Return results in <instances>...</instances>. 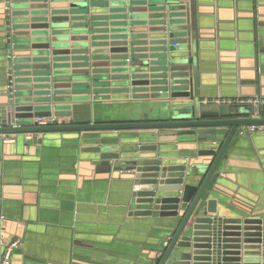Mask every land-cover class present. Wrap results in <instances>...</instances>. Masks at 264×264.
Here are the masks:
<instances>
[{
    "label": "water",
    "instance_id": "obj_1",
    "mask_svg": "<svg viewBox=\"0 0 264 264\" xmlns=\"http://www.w3.org/2000/svg\"><path fill=\"white\" fill-rule=\"evenodd\" d=\"M3 1L7 49L14 50L15 38L32 53L6 58L0 136L60 134L75 140L82 133H113L92 144V152L111 171L127 176L130 216L151 219L157 228L158 242L142 264H264V219L233 203L237 198L230 180L218 170L241 129L264 125V106L205 102L188 59L176 60L184 44L177 37L185 36L191 44L194 0ZM138 6H150L158 14L153 38L160 43L155 60L159 69L154 77L149 57L136 55L139 51L127 34L118 46L95 36L113 10L120 12L125 26L129 21L134 25L142 13ZM14 17L26 21L18 26L10 21ZM177 23L185 26L182 33L176 32ZM17 28L26 30L16 35ZM117 56L124 99H137L134 90L140 87L139 100L157 101L146 108L147 114L132 107L127 113L136 116L133 121L101 124L64 115L60 110L70 95L82 92L88 97L89 77ZM139 58L147 66L136 72L132 61ZM30 81L45 88L31 92ZM50 117L70 118L68 123L33 127L37 119ZM128 132L132 135L124 137Z\"/></svg>",
    "mask_w": 264,
    "mask_h": 264
},
{
    "label": "crops",
    "instance_id": "obj_2",
    "mask_svg": "<svg viewBox=\"0 0 264 264\" xmlns=\"http://www.w3.org/2000/svg\"><path fill=\"white\" fill-rule=\"evenodd\" d=\"M194 3L191 44L185 36L176 35L184 41L176 60L188 59L204 100L218 96L250 98L255 94L264 98V0ZM149 7H135L141 16L134 25L129 21L126 26L120 12L113 10L103 21L104 30H98L95 36L118 46L123 43L119 38L127 34L139 51L135 54L149 57L152 64L148 67L154 77L159 69L155 60L160 43L153 37L159 19ZM4 16V1L0 0V101L6 99V58L32 53L15 38L11 43L14 50L7 49ZM10 21L22 26L20 23L26 20L14 17ZM174 27L179 33L185 28L181 23ZM187 46H191L190 52ZM118 57H110L89 77L88 97L82 92L71 94V101L60 111L79 122L89 119L97 124L133 121L136 116L127 113L132 107L147 114L146 108L157 101L139 100L143 95L140 87L134 90L137 99H124ZM142 61L133 59L136 72L147 66ZM33 82L29 85L31 92L43 91L44 85ZM52 91L50 88L45 93ZM69 118L56 121L68 123ZM113 135L82 133L78 139L66 140L60 134H51L42 135L36 143L26 142L21 135L5 143L0 136V232L4 231L7 242L22 241L11 264H142L150 255L158 242L157 228L151 219L130 216L127 176L111 171L104 160L94 159L92 144ZM131 135L128 132L124 137ZM218 170L230 180L228 185L237 198H232L233 203L264 219V134L234 138Z\"/></svg>",
    "mask_w": 264,
    "mask_h": 264
},
{
    "label": "built area",
    "instance_id": "obj_3",
    "mask_svg": "<svg viewBox=\"0 0 264 264\" xmlns=\"http://www.w3.org/2000/svg\"><path fill=\"white\" fill-rule=\"evenodd\" d=\"M207 102V101H205ZM207 103H212L215 105H237V106H250L254 109H257L261 106H264V98H261L259 96H253L250 98L246 97H235V98H227V97H216L212 99L211 101H208ZM255 119L258 118V114H255L253 116ZM56 122V119L54 117H50L47 119L39 118L36 120L35 124H33V127H43L46 126L48 123L54 124ZM241 134H264V125H257V126H248L241 129ZM41 134L32 135V134H26L24 135V139L26 142L33 141L35 138H41ZM15 136H8L4 137L3 141L5 143H11L14 141ZM22 246V241L20 240H12L7 242L5 240L4 231L2 230L0 232V264H11V257L13 253L17 250H19Z\"/></svg>",
    "mask_w": 264,
    "mask_h": 264
}]
</instances>
